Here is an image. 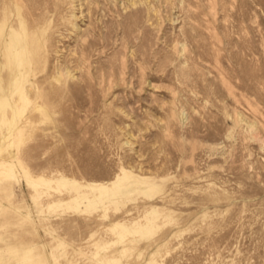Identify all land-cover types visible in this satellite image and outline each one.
Wrapping results in <instances>:
<instances>
[{
    "label": "rangeland",
    "instance_id": "374dc122",
    "mask_svg": "<svg viewBox=\"0 0 264 264\" xmlns=\"http://www.w3.org/2000/svg\"><path fill=\"white\" fill-rule=\"evenodd\" d=\"M0 169V264H264V0H0Z\"/></svg>",
    "mask_w": 264,
    "mask_h": 264
},
{
    "label": "bare ground",
    "instance_id": "6f19581e",
    "mask_svg": "<svg viewBox=\"0 0 264 264\" xmlns=\"http://www.w3.org/2000/svg\"><path fill=\"white\" fill-rule=\"evenodd\" d=\"M8 48H9V52L11 54V58H12L11 60H12V64L14 67V70H13L15 73L14 81L17 82V81H19L20 77L25 74V71L27 73V68H26V60H28V59H26L27 58V50H26V47L24 45V42L22 40H20L18 37L14 36L13 34L10 35V39L8 42ZM20 94H21V91H20ZM0 173L6 174L7 172L2 171ZM77 185L78 184L74 183L73 188L78 189V188L87 187L91 193L99 192L100 193L99 195L101 197L103 195H106L108 192L107 187L102 185V184H94V185H88V186H84V185H78L77 186ZM130 187H134V185H131ZM84 196L85 195L81 196L80 198H82Z\"/></svg>",
    "mask_w": 264,
    "mask_h": 264
}]
</instances>
